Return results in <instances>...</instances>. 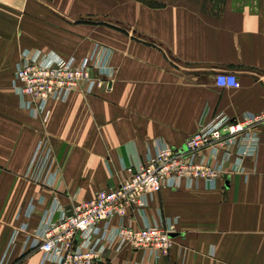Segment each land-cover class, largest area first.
Segmentation results:
<instances>
[{"label":"crops","instance_id":"1","mask_svg":"<svg viewBox=\"0 0 264 264\" xmlns=\"http://www.w3.org/2000/svg\"><path fill=\"white\" fill-rule=\"evenodd\" d=\"M95 43L113 50L109 88L51 101L45 122L21 107L12 80L23 49L79 59ZM222 72L235 73L240 87L219 86ZM0 74V264H57L42 263L32 247L54 200L72 212L120 184L155 139L178 148L219 114L264 116V0H0ZM256 130L259 149L243 171L231 165L214 186L165 187L144 212L127 213L135 229L175 221L168 254L117 241L102 257L112 264H264V123ZM44 144L57 171L52 186L29 176Z\"/></svg>","mask_w":264,"mask_h":264},{"label":"built area","instance_id":"2","mask_svg":"<svg viewBox=\"0 0 264 264\" xmlns=\"http://www.w3.org/2000/svg\"><path fill=\"white\" fill-rule=\"evenodd\" d=\"M112 55L113 50L100 43L79 59L52 50L25 48L16 63L12 88L21 107L45 122L50 117L51 101L65 102L77 90L90 94L96 88H109L114 74ZM216 83L234 88L241 85L232 72L218 73ZM261 123L263 115L251 114L233 121L219 114L200 124L178 148L155 139L145 162L129 166L128 176L120 184L99 190L92 199L78 203L72 212L54 200L43 214L32 247L42 252V263L52 260L57 264H112L102 253L117 241L120 246L147 248L157 257L168 254L176 222L146 221L135 229L126 224L127 213L144 212L150 198L165 187H192L202 180L214 186L231 165L234 170L243 171L244 160L258 152L260 134L256 126ZM56 175L52 150L44 144L29 176L52 186ZM34 210L35 205L30 202L27 214ZM115 218L119 222L113 226ZM18 234L16 229L12 241Z\"/></svg>","mask_w":264,"mask_h":264},{"label":"rangeland","instance_id":"3","mask_svg":"<svg viewBox=\"0 0 264 264\" xmlns=\"http://www.w3.org/2000/svg\"><path fill=\"white\" fill-rule=\"evenodd\" d=\"M31 49H34V47H31ZM0 76H1V74H0Z\"/></svg>","mask_w":264,"mask_h":264}]
</instances>
